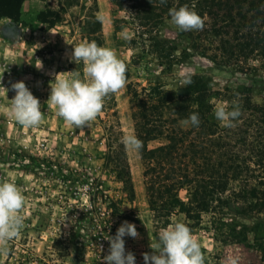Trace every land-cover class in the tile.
Masks as SVG:
<instances>
[{
	"label": "rangeland",
	"instance_id": "obj_1",
	"mask_svg": "<svg viewBox=\"0 0 264 264\" xmlns=\"http://www.w3.org/2000/svg\"><path fill=\"white\" fill-rule=\"evenodd\" d=\"M94 2L95 16L101 24V46L115 50L127 65L126 83L105 98L94 120L73 127L47 102L49 84L56 73L76 70L83 75V64L73 63L69 57L72 47L91 41L80 30L84 21L92 18ZM61 3L64 12L56 26L41 24L35 17L48 7L57 10V0L26 1L19 21L12 27H5L8 19H0L5 35L3 40L0 28L2 83L10 87L11 83L23 81L39 98L43 113L37 126L24 127L8 115L7 98L11 99L14 91L10 90L7 98L0 93V179L17 184L26 197L20 212L24 227L20 235L8 242L7 252L0 251V264H102V257L108 254L107 236L115 235L123 221L135 224L139 234L137 238L126 236L125 248L135 254L136 264H144L142 253L152 252L150 246L156 242L161 228L149 210L140 156L130 152L121 138L135 134L128 85L138 90L145 85L146 62L152 59L131 58L125 43L132 35L131 24L115 34L113 21L127 20L126 8L117 10L109 0H61ZM203 20L204 27L194 30L192 36L199 37L195 42L198 50L170 20L165 21L162 36L176 43L179 51L189 50L191 55L173 67L172 76L164 79L167 88L180 83L188 74L199 73L209 79L214 93L220 94L211 101L215 109L219 106L228 109L232 104L243 119L251 113L252 106L264 110V72L242 74L233 66L218 67L199 56L203 47H209V56L216 53L219 42L210 33L205 40L201 39L208 30V20L205 17ZM13 30L18 31L17 37L10 35ZM252 86L250 99L232 98L233 93L225 91ZM220 124L225 125L221 121ZM181 126L191 128L190 123L181 122ZM159 144L151 142L148 146ZM237 145L229 142L228 146L235 151ZM252 153L241 155L243 159L250 156L248 174L241 182H231L226 195L238 191L239 186L264 190V169L255 164L257 159ZM122 166L129 170L132 198L117 177ZM179 196L186 201L185 190ZM248 211L242 213L223 207L215 214L203 213L199 222H192L178 212L170 220L171 224L179 220L189 226L200 245L204 264H264V252L260 248L264 242V209L250 207ZM232 232L239 236L233 238Z\"/></svg>",
	"mask_w": 264,
	"mask_h": 264
},
{
	"label": "trees",
	"instance_id": "obj_2",
	"mask_svg": "<svg viewBox=\"0 0 264 264\" xmlns=\"http://www.w3.org/2000/svg\"><path fill=\"white\" fill-rule=\"evenodd\" d=\"M25 1L0 0V19L9 20L5 27H12L19 21ZM57 1V10L48 7L38 12L36 21L51 27L58 25L64 9L61 0ZM109 1L117 10L127 9V20L114 19L113 22L115 34L131 24L132 35L125 42L131 58L152 59L146 62L145 85L140 90L128 85L127 90L135 135L143 141L139 156L144 166L147 202L154 222L164 228L178 212L192 222H199L203 213L215 214L223 207L242 213L250 212V207L264 209V190L259 191L256 187L246 190L239 186L238 191L226 195L231 182H241L248 174L250 156L243 159L242 154L253 151L257 159L255 164L264 169V110L258 111V107L252 106L245 119L239 114L231 127L223 126L215 117L211 103L220 94L214 93L212 83L204 75L188 74L183 81L167 88L164 79L172 76L173 67L181 65L191 55L189 50L179 51L176 43L162 36V27L170 20L169 9L187 5L208 20V30L201 39L205 40L206 34L210 33L219 41L216 53L209 56V47H203L199 56L218 67L230 65L242 74L256 75L264 72V0ZM93 5L92 18L84 21L80 31L101 46V24L95 16L96 3ZM2 29L1 36L5 40ZM194 33L192 30L180 34H185L198 50L199 45L195 42L199 37L194 39ZM225 91L233 93L232 98L250 99L254 87ZM228 109H233L232 104ZM193 112L199 114V125L182 128L181 122ZM151 142L160 144L150 148ZM229 142L238 144L235 151L230 150ZM106 160L109 162V154ZM117 177L132 198L128 168H119ZM182 190L186 191V201L179 196ZM231 236L237 238L239 234L232 232ZM260 248L264 252V242Z\"/></svg>",
	"mask_w": 264,
	"mask_h": 264
},
{
	"label": "clouds",
	"instance_id": "obj_3",
	"mask_svg": "<svg viewBox=\"0 0 264 264\" xmlns=\"http://www.w3.org/2000/svg\"><path fill=\"white\" fill-rule=\"evenodd\" d=\"M168 15L169 22L178 31L199 30L204 27L203 18L187 5L169 9ZM69 59L73 63L83 64V75L76 70L56 73L49 84L47 102L55 107L56 114L69 125L81 127L96 118L110 93L125 86L127 65L115 50L99 46L94 40L82 41L72 47ZM3 73L0 72V93L6 98L10 90L15 93L11 99L7 98L8 115L24 127L37 126L43 119L39 98L32 94L23 81L5 87L2 83ZM214 114L225 126L231 127L239 116V110L219 106ZM182 123L198 126L199 114L191 113ZM121 139L130 152L138 156L141 154L143 141L135 134L129 133ZM25 199L17 184L0 179V251L6 253L8 242L20 235L24 227L20 212ZM138 235L135 224L123 221L115 235L107 236L108 254L102 257V264H136L135 254L125 248L124 238H137ZM150 248L151 253H142L144 264H204L198 241L194 239L189 226L179 220L161 228L156 242Z\"/></svg>",
	"mask_w": 264,
	"mask_h": 264
},
{
	"label": "flooded vegetation",
	"instance_id": "obj_4",
	"mask_svg": "<svg viewBox=\"0 0 264 264\" xmlns=\"http://www.w3.org/2000/svg\"><path fill=\"white\" fill-rule=\"evenodd\" d=\"M2 28V27H1ZM12 34V36L14 35V37H17V35L19 34L17 30H13L12 33H10V35Z\"/></svg>",
	"mask_w": 264,
	"mask_h": 264
},
{
	"label": "crops",
	"instance_id": "obj_5",
	"mask_svg": "<svg viewBox=\"0 0 264 264\" xmlns=\"http://www.w3.org/2000/svg\"><path fill=\"white\" fill-rule=\"evenodd\" d=\"M26 1H28V0H26ZM26 1H25V2H26ZM25 2H24V3H25ZM32 2H36V1H32ZM40 11H42V10H40ZM40 11H39V12H40ZM7 23H8V22H6V23H4V24L6 25ZM4 24H2L1 26H4ZM0 28H1V27H0Z\"/></svg>",
	"mask_w": 264,
	"mask_h": 264
}]
</instances>
